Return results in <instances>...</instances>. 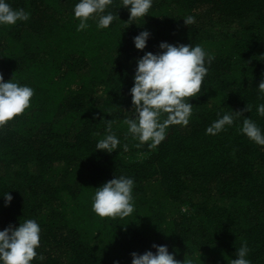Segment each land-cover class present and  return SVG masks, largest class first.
<instances>
[{
  "label": "trees",
  "instance_id": "1",
  "mask_svg": "<svg viewBox=\"0 0 264 264\" xmlns=\"http://www.w3.org/2000/svg\"><path fill=\"white\" fill-rule=\"evenodd\" d=\"M8 2L30 20L0 27V75L34 96L0 128V231L37 221L31 264H131L132 253H155L153 245H166L181 264H231L245 243L251 264H264V146L241 134V121L206 134L231 111L264 129L256 112L264 103V0H153L143 19H129L113 0L118 18L107 29L90 19L83 31L73 16L79 0ZM189 15L196 22L187 27ZM143 31L150 38L138 51L133 38ZM162 42L201 45L215 59L189 100V124L169 126L154 148L136 147L123 123L134 112L136 62ZM108 121L121 147L103 153L95 145ZM115 175L134 180L135 211L100 218L92 197Z\"/></svg>",
  "mask_w": 264,
  "mask_h": 264
},
{
  "label": "clouds",
  "instance_id": "2",
  "mask_svg": "<svg viewBox=\"0 0 264 264\" xmlns=\"http://www.w3.org/2000/svg\"><path fill=\"white\" fill-rule=\"evenodd\" d=\"M113 0H79L74 6L73 16L79 21L77 31L89 27L88 21L96 20L98 29H107L114 19L109 11ZM153 0H122L120 8L129 11V19L149 16ZM30 20V13L24 9H14L8 0H0V27L15 26L18 22ZM185 26L193 25L194 16L182 19ZM150 38L148 31L140 32L133 38L134 48L144 51ZM159 53L145 52L136 62L133 87L130 89L134 112L124 119L127 133L139 141L136 147L148 144L156 147L165 140L169 126H187L193 113L190 98L199 96L203 80L215 57L203 46L192 44L170 45L162 42ZM264 92V80L258 86ZM34 89L18 82H5L0 75V128L31 107ZM244 111L250 112L251 106ZM259 117H264V103L256 105ZM237 121L242 122L240 132L256 145L264 146V129L251 118H242L241 112H229L220 116L206 128V134L218 135ZM121 147L120 139L112 132L108 121L107 134L95 145L96 151L112 153ZM128 151V144L122 145ZM134 180L127 176H114L113 179L95 189L92 197V210L100 218L125 219L135 211L133 196ZM5 206L12 201L6 192L3 196ZM41 228L34 219H26L18 227H7L0 231V264H31L37 258L40 247ZM155 253H132L131 264H181L169 253L166 245H153ZM247 244H242L235 252L231 264H251L248 259ZM43 260V257H39ZM182 264H194L192 259ZM199 264H201L199 259Z\"/></svg>",
  "mask_w": 264,
  "mask_h": 264
}]
</instances>
